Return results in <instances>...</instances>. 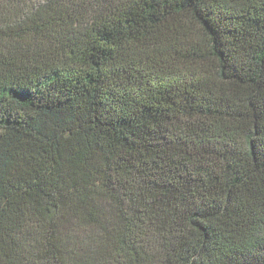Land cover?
<instances>
[{
	"label": "trees",
	"instance_id": "trees-1",
	"mask_svg": "<svg viewBox=\"0 0 264 264\" xmlns=\"http://www.w3.org/2000/svg\"><path fill=\"white\" fill-rule=\"evenodd\" d=\"M0 264H264V0H0Z\"/></svg>",
	"mask_w": 264,
	"mask_h": 264
}]
</instances>
